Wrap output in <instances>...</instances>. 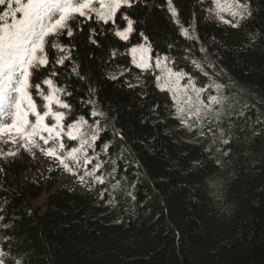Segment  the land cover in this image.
<instances>
[{
  "label": "trees",
  "instance_id": "obj_1",
  "mask_svg": "<svg viewBox=\"0 0 264 264\" xmlns=\"http://www.w3.org/2000/svg\"><path fill=\"white\" fill-rule=\"evenodd\" d=\"M232 3L173 0L177 22L168 0H133L116 23L78 17L72 36L49 38L67 51L48 47L35 81L55 71L70 105H52L65 113L58 156L91 144L65 159L86 190H56L40 212L30 202L58 170L18 187L10 178L34 163L40 136L52 138L10 143L17 154L0 155L2 264H264V0H241L235 16L220 10ZM125 15L128 40L115 34Z\"/></svg>",
  "mask_w": 264,
  "mask_h": 264
},
{
  "label": "snow or ice",
  "instance_id": "obj_2",
  "mask_svg": "<svg viewBox=\"0 0 264 264\" xmlns=\"http://www.w3.org/2000/svg\"><path fill=\"white\" fill-rule=\"evenodd\" d=\"M219 4V0H217ZM98 4L99 8L94 5ZM169 11L173 17L178 14L173 6V0H168ZM133 0H0V142L5 144H17L20 140L26 141L21 147H37L35 137L40 136L41 132H46L52 139L60 137V128L63 131L61 122L65 119V113L53 111L52 105H58L59 108L69 109L70 105L60 100L57 95L64 90L55 86L52 77L57 73L53 71L51 77L36 83L35 75L40 68H47L50 60L47 52L48 47L58 49L60 52H66L67 49L59 43H51L50 37H59L66 31L68 36L73 35L72 22L78 17L85 19H98L107 24L110 21L116 23V14L122 7H132ZM236 8H244L241 0H233L227 7H221V11H230V14L237 15L233 11ZM19 14V15H18ZM127 20V28L117 31L115 34L122 40H128L129 34L133 31V21L124 16ZM228 23L229 21H225ZM234 27L238 26L236 24ZM183 35L189 36V30L183 29ZM191 38V37H189ZM138 49L133 48L131 52L135 57ZM140 51H147L141 48ZM69 56L60 57L56 63L63 65ZM143 60V56H141ZM137 67L147 68L149 65L145 62L137 63ZM115 78V77H113ZM42 85H47L50 91H46ZM217 87H220L217 85ZM35 89L36 95L42 97L47 103L41 106L37 105L33 95ZM213 103H217L216 97L212 98ZM46 108L47 111H43ZM183 112V109H181ZM34 116L35 121H30L29 116ZM93 115H100L94 113ZM46 117H53L57 122L55 126L45 124ZM10 120V122H8ZM87 124V121L81 118L77 124L71 125L76 132H80V126ZM14 133V134H13ZM70 139H77V136L68 133ZM40 139L47 144V138L40 136ZM97 137L92 136L95 141ZM88 145L87 139L82 140L80 148H74L68 153V156L60 159L61 164L66 170L71 171L65 159L76 160V154L79 153L84 145ZM65 145L60 144L63 149ZM3 150H0L2 152ZM43 151V149H42ZM15 151L3 152L6 156H15ZM57 150L50 148L46 155L56 156ZM84 163H91V160L85 157ZM99 167V166H97ZM94 175V172L86 173ZM83 180V177H81ZM101 183L103 182L97 177ZM2 264V262H0Z\"/></svg>",
  "mask_w": 264,
  "mask_h": 264
},
{
  "label": "rangeland",
  "instance_id": "obj_3",
  "mask_svg": "<svg viewBox=\"0 0 264 264\" xmlns=\"http://www.w3.org/2000/svg\"><path fill=\"white\" fill-rule=\"evenodd\" d=\"M14 134V133H13ZM58 147V139H52L47 144L41 146V149L34 156V163L27 166L26 169L16 178L10 180L13 185L18 187L22 185L25 179L38 180L40 179L45 170L48 168L58 169V176L55 184L50 189H44L43 192L30 202V205L40 212L45 211L47 197L61 188L78 189L80 192L86 190V186L83 185L77 175L72 171H68L61 165L60 159L56 156H48L46 152L48 149ZM10 149V143L0 142V155L3 156V152H7ZM43 149V151H42ZM1 172V171H0ZM3 177L0 175V179Z\"/></svg>",
  "mask_w": 264,
  "mask_h": 264
}]
</instances>
